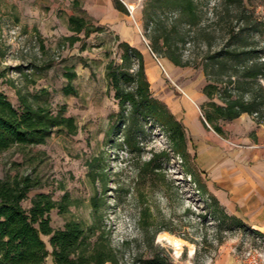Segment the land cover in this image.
<instances>
[{
	"label": "rangeland",
	"instance_id": "obj_1",
	"mask_svg": "<svg viewBox=\"0 0 264 264\" xmlns=\"http://www.w3.org/2000/svg\"><path fill=\"white\" fill-rule=\"evenodd\" d=\"M74 1L0 0V91L16 108L20 106L18 91L38 94L44 106L54 111L65 108L79 127L76 135L55 131L44 145L13 147L0 153V179L29 177L37 184L23 203L25 208L38 194H50L56 201L68 194V213H50L55 229L70 220L91 225L92 200H102L101 227L118 252L120 264L145 260L155 253L172 264H212L224 248L245 263L242 253L255 241L246 238L242 228L230 229L229 223L219 226L210 216L214 195L208 188L204 195L198 193L186 172L195 170L201 183L206 181L196 162L190 132L186 131L188 162L172 151L162 131L149 125L137 136L141 151H128L123 146V129L112 131L118 101L106 74L110 63L121 65L117 45L127 42L143 55L153 95L178 120L184 102L192 101L207 132L213 134L203 117L208 102L203 93L207 84L203 65L210 64L213 57H230L234 50L239 61H229L223 80L237 74L241 81L235 94L264 96L260 91V87L264 90V75L256 80L243 78L244 68L264 62V0H243L239 21L235 12L228 15L221 9L223 19L216 21L218 0H193L195 26L179 16L174 0H122L132 5L123 15L134 38L119 35L118 22L107 12H89L74 6ZM72 16L85 17L102 31L88 38L83 33L76 35L69 29ZM238 29L241 34L236 45L230 37ZM73 37L79 40L72 42ZM164 39L170 49L163 46ZM172 53L191 65L175 66L165 57ZM70 70L76 73L71 82L75 94L66 95L69 82L65 74ZM123 87L131 90L133 84L126 81ZM262 108L264 111V104ZM254 133L242 119L225 126V136L242 138ZM163 152L169 153V160ZM152 156H156L153 166L149 165ZM44 240L50 249L48 237ZM51 260L49 257L48 264Z\"/></svg>",
	"mask_w": 264,
	"mask_h": 264
},
{
	"label": "trees",
	"instance_id": "obj_2",
	"mask_svg": "<svg viewBox=\"0 0 264 264\" xmlns=\"http://www.w3.org/2000/svg\"><path fill=\"white\" fill-rule=\"evenodd\" d=\"M116 8L127 13L126 8L116 1ZM73 5L79 7V2ZM178 14L186 19L189 26L197 22L196 6L193 0H174ZM243 0H218L215 9V19L222 18L220 12L230 14L235 12V20L242 13ZM219 9L220 12H219ZM244 10V9H243ZM69 29L76 35L83 33L86 38L93 33H99L102 28L91 26L85 17L72 16L69 18ZM240 30H233L230 39L236 43L240 40ZM72 42L79 40L70 38ZM159 45L154 41V49ZM163 46L170 49L168 40L164 39ZM121 52V65L110 63L107 66L109 86L118 101V112L112 115V131L123 129V146L128 151H141L138 135L145 133V127H157L164 133L172 151L183 162H188L191 155L188 152V140L183 124L172 114L168 106L156 98L150 89L146 76L144 58L141 52L126 42L117 45ZM154 52V51H153ZM228 56L213 57L210 64H204L207 84L203 89L208 98L207 107L203 110L205 122L219 135H224L221 127L223 122L238 119L243 114L252 116L257 122L264 124V96L252 94L245 96L235 94V86L240 84L237 74H230L224 79L229 61H239L240 55L233 50ZM167 57L177 67H189L188 61H183L175 53ZM264 62H253L249 68H244L243 78L256 80L263 76ZM132 71V72H131ZM69 84L64 88L66 95L75 94L71 82L76 78L73 70L66 72ZM126 81L133 84L131 90L123 86ZM261 93L264 90L260 87ZM46 93L45 90L42 91ZM20 103L16 108L7 96L0 91V153L13 147H28L44 145L55 131L68 135H76L79 127L76 119L66 114L65 108L54 111L40 102V96L25 95L17 92ZM262 100H259V99ZM219 102V103H218ZM166 160L169 153L163 152ZM156 156H152L149 165H155ZM157 167V166H156ZM187 174L197 185V192L207 193L205 182L195 170H186ZM95 181V179H94ZM35 184L31 178H16L12 181L0 179V264H48L51 257L53 264H120L118 252L112 247L108 237L101 227L100 209L102 200L93 199L94 222L86 225L84 222L70 220L62 228L55 229L51 224L50 213L57 210L59 214L68 213L69 195L64 194L61 201H56L50 194H38L31 199L29 208L23 203L28 199L29 192ZM210 216L219 226L229 223L230 229H245L241 222L228 216L218 200L211 198ZM48 237V244L44 240ZM132 264H172L163 256L155 253L148 259L137 260Z\"/></svg>",
	"mask_w": 264,
	"mask_h": 264
},
{
	"label": "crops",
	"instance_id": "obj_3",
	"mask_svg": "<svg viewBox=\"0 0 264 264\" xmlns=\"http://www.w3.org/2000/svg\"><path fill=\"white\" fill-rule=\"evenodd\" d=\"M76 1L89 12H107L110 18L118 22L119 35L134 38L132 28L127 26L125 16L115 4L118 1L125 8H130L131 3L127 4L122 0ZM179 114V121L190 132L196 146V162L205 177L207 188L228 216L237 218L245 229L264 236V124L243 114L236 120L221 124L224 135H219L214 130L210 134L197 115L192 101H185ZM239 119L245 124L248 121L249 131H255L253 136H225V126ZM240 143L245 147H233ZM212 264L245 263L232 254L230 249L224 248L219 251Z\"/></svg>",
	"mask_w": 264,
	"mask_h": 264
},
{
	"label": "built area",
	"instance_id": "obj_4",
	"mask_svg": "<svg viewBox=\"0 0 264 264\" xmlns=\"http://www.w3.org/2000/svg\"><path fill=\"white\" fill-rule=\"evenodd\" d=\"M246 238H251L255 241L254 246H248L242 253V259L246 264H264V236L255 233L248 229L243 231ZM247 245V243H245Z\"/></svg>",
	"mask_w": 264,
	"mask_h": 264
},
{
	"label": "bare ground",
	"instance_id": "obj_5",
	"mask_svg": "<svg viewBox=\"0 0 264 264\" xmlns=\"http://www.w3.org/2000/svg\"><path fill=\"white\" fill-rule=\"evenodd\" d=\"M167 66V68L169 67L168 65H166Z\"/></svg>",
	"mask_w": 264,
	"mask_h": 264
}]
</instances>
